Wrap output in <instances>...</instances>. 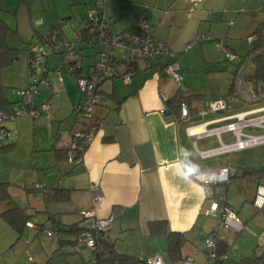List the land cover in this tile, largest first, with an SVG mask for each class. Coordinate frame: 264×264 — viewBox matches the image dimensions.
<instances>
[{
	"label": "crops",
	"instance_id": "crops-1",
	"mask_svg": "<svg viewBox=\"0 0 264 264\" xmlns=\"http://www.w3.org/2000/svg\"><path fill=\"white\" fill-rule=\"evenodd\" d=\"M37 1L0 0V18L10 28L16 30V34L27 44L24 46L22 62L17 66L19 69L14 70L16 74L9 78L13 82L7 83L11 86L17 85L18 90L26 88L30 83H26L29 71H27L29 68L27 51L33 37H41L42 34L38 32L31 20V18L34 20L40 18L37 8H33L34 2ZM251 1L253 0H106L102 6L110 20V28L113 32L134 28L138 17L143 15L151 26V33L165 41L175 54L174 58L168 61L176 63L177 53L199 35L198 30L200 31L205 23H210L207 33L211 34L213 22L220 21L225 25L228 22L229 26L232 21L227 18L236 12L237 15L248 12L255 15L256 9L246 7V4L249 2L251 4ZM75 3L86 7L82 13H78L79 16H75L72 11V5ZM95 3L96 0H68V6L73 15L67 19L59 18L60 21L55 25L51 23L47 31L49 34L46 33L45 37L61 35L72 38L73 26L83 19L86 15L85 11ZM261 3H264V0ZM213 13L220 14L218 21L210 16ZM66 20L68 22L62 24ZM43 22L44 20L41 19L40 24ZM262 22L264 21L259 24ZM227 30L230 31V28L227 27ZM228 46L232 52L229 40ZM218 47L223 51L220 46ZM77 50L81 68L76 74L66 71L71 59L65 55L50 53L45 58L46 75L50 71V64L54 69L60 64L54 58L60 57L63 61L65 60L62 63L63 66L67 64L66 68L59 69L61 79L55 76L59 82L62 81V84L56 90H52V85L48 81L41 86L39 96L33 99L35 105L49 101L50 110L36 117L18 116L31 117L33 130L39 131L38 140L42 139L40 143L35 142L36 147L33 150L40 153L35 159L36 166L41 170V174L36 172V183H33L29 189L10 188L8 185L12 201L23 208L29 216L25 227L32 231H39L44 228L43 224H46V221L51 222L52 225L55 221L63 225L78 223L80 227H89L93 218H84L80 212L91 208L92 189L98 188L102 198L94 207L95 217L105 218L113 214L114 220L104 234V238L113 243L118 252L139 260L161 255L164 264H167L164 260V252L169 260L170 258L165 235L150 230L151 222L163 220L166 229L185 234L187 241L181 248L182 258L194 257L196 264L207 263L203 262V260L206 261L204 240L215 230H217V249L218 245H223L226 247L225 254H227L237 234L218 228L216 219L207 214V209L211 201L223 193L226 203L232 206L237 214L239 210L237 211L234 206H239L241 213L245 211L244 220L255 212L256 208L252 205V199L257 184L264 180V175L260 176L257 173L264 168V165H261L264 163L260 156L253 157L244 153L252 148L250 147L228 154L202 158L198 153V150H202L197 146L198 140L213 137L214 146L218 145V140L215 136L196 137L188 134L186 127L196 125L200 119L193 117L189 122H175L173 119L178 115V109L164 103L160 94L165 93L172 98L181 92L193 112L205 106L201 102L195 103L196 101L191 100L192 95H188L181 88V74L180 83L177 84L164 74L159 66L139 61L132 66L134 74L129 81L125 82L119 76H114L102 83L100 93L103 98L93 110V121L97 125L96 135L85 149L81 161L74 166L68 165L65 149L70 143L71 131L81 128L83 123L73 112L74 106L80 99L76 77L88 71L96 57L98 47L77 44ZM177 66L179 71V65ZM127 69L128 66L125 63L117 65L119 74H123ZM64 82L69 85V94L63 91ZM56 97L57 100L50 103V100ZM6 99L13 106L14 103L7 97ZM249 104L252 103L247 102L233 110H239L241 107L250 109L259 103L257 105L253 103L249 107L244 106ZM164 106L166 112L161 114L159 110ZM223 114L225 113L207 114L205 119H212ZM5 127L8 132L6 140L10 138V145L13 146L14 143H18L19 134L17 133L16 137V133L10 131L9 125L5 124ZM17 128L19 129L18 123L15 125L16 130ZM230 136L233 141V135L230 134ZM219 156H226V159L214 160ZM15 164L22 166L23 161L20 163L15 161ZM222 167L229 168L228 181L209 189L190 176V172L193 171ZM5 174L7 171L0 164V180ZM37 184L41 187H37ZM228 187H234L232 189L236 194L227 192ZM44 190L48 191V195L60 194V198L48 201L45 199L47 194ZM247 201L254 209L245 203ZM218 203H221L220 200ZM7 207V204H0V213ZM77 214L81 215L82 219H79ZM37 218H40V222L34 221ZM27 223H32L34 226H29ZM242 223L244 225L242 231L253 232V224L247 221ZM44 230L46 234V228ZM262 236L264 235L261 233L259 238ZM29 240V237H24L23 243L28 245ZM80 247L86 248L84 245L71 244L73 252ZM56 249L58 247L50 246L42 253L32 256L29 248L26 247L24 254L31 264H45L52 255H49L50 252L53 253ZM89 251L93 255V252Z\"/></svg>",
	"mask_w": 264,
	"mask_h": 264
},
{
	"label": "built area",
	"instance_id": "built-area-1",
	"mask_svg": "<svg viewBox=\"0 0 264 264\" xmlns=\"http://www.w3.org/2000/svg\"><path fill=\"white\" fill-rule=\"evenodd\" d=\"M105 2L106 0H96V3L88 8L85 17L73 26L72 38L54 35L29 45L27 55L32 81L26 88L17 90L22 101L19 109L12 106L7 112H0V140L8 136L5 127L6 120H13L22 115L36 117L50 110L48 101L37 105L33 102L34 97L39 96L41 86L48 83L45 58L50 53L65 55L71 59L66 71L70 74H76L81 68L77 44L92 48L98 47V51L88 71L84 74H78L76 77L80 99L74 106L73 112L83 123L81 128L71 131V140L66 149V160L71 165L81 161L85 149L96 135L97 125L93 121V110L102 101L100 86L104 81L119 76L127 82L134 74L132 66L139 61H145L148 65L159 66L164 74L172 78L177 84L180 83L181 75L177 64L168 61L173 59L175 54L165 41L151 33V26L145 17L140 15L136 26L132 29L113 32L110 28V20L102 6ZM67 22L66 20L62 24ZM254 39L253 36H247L248 43H253ZM225 41L226 39L219 41V46L223 49L226 60H234L235 55L227 49L228 44ZM117 51L119 54H116ZM119 63H125L128 66L127 71L123 74L117 72ZM36 72H42L39 78H37ZM54 74L59 80L61 79V70H56ZM160 98L164 103L169 100L165 93H161ZM159 112L165 114L166 107L160 108ZM218 113L225 114L217 115L212 119H205L207 114ZM193 117L199 118L200 121L196 125L186 127L188 134H191L192 129L199 128V132L193 136H215L218 140L217 146L198 150L202 158L228 154L264 144V133L256 134L244 131L247 127L264 129V101L260 102L259 106L250 109L241 107L234 111L231 100L227 96H222L208 100L204 108L193 112L190 105L183 100L179 104L178 115L173 120L177 123L189 122ZM223 133L232 134L233 141L223 142L221 139ZM190 176L209 189L214 185L228 181L229 168L193 171L190 172ZM36 186L41 187L40 184ZM91 194V208L81 211V214L84 218L91 217L93 220L89 227L76 236V244L84 245L89 250L95 251L97 241L103 238V235L110 228L114 216L110 214L105 218L95 217L94 207L101 200L102 194L98 188H93ZM219 200L221 203H218ZM252 205L258 210H264V180L256 186ZM207 214L216 219L218 228L231 231L234 234L242 232L244 228L238 214L232 206L226 203L223 193L211 201ZM27 225L34 226L32 223H27ZM56 233L54 230H46L47 235ZM217 243V230H215L204 240L207 264H226L227 254L218 252ZM143 264H164V261L161 255H154L145 259ZM182 264H196V262L191 257H185Z\"/></svg>",
	"mask_w": 264,
	"mask_h": 264
},
{
	"label": "rangeland",
	"instance_id": "rangeland-1",
	"mask_svg": "<svg viewBox=\"0 0 264 264\" xmlns=\"http://www.w3.org/2000/svg\"><path fill=\"white\" fill-rule=\"evenodd\" d=\"M261 1L262 0H253L251 4L250 2L246 4V7H251L248 9H256V16L249 12L237 15L236 12L231 17L227 18L229 21H232L229 26L228 22L225 25V23L218 21L220 16L219 13L211 14L210 16L218 21L212 23L211 34L207 33V28L210 26V23H205L201 27V30H198L199 35L194 37L186 47L183 48L184 50L182 49L177 53L176 63L179 65V72L182 75L181 88L188 95H192L191 100L196 101L195 103L201 102L203 106H205L210 99L227 96L232 101V107L238 109L242 104H246L247 102L257 105V103L260 104V102L264 101V82H259L256 85L246 80V76L254 67L253 57L257 54L256 48H253L256 38L251 35V31H253L259 22L264 21L262 20L264 19V3H261ZM259 6L260 8L258 9ZM35 7L37 8V14L40 15V18L35 20L31 18V20L38 32L42 34L41 37L34 36L31 40L32 42L45 38V36L49 34L47 31L51 23L55 25L60 21L59 18L67 19L73 15L70 12L68 0H38L33 4V8ZM85 8L86 7L82 4L76 5L75 3V5H72V11H74L75 16H79L78 13H82ZM10 16L13 17L11 14ZM41 19L44 20L43 24H40ZM14 21L16 25V20ZM227 27L228 29L230 28V31L227 30ZM250 35L255 38L253 43L247 42V36ZM224 37L227 38L232 45V52L235 55L234 60H226L225 54L218 47L219 41L225 40L223 39ZM227 39L225 42L228 44ZM25 42L26 41L22 40L18 34L9 33L7 43L10 47L18 50V58L13 64L5 67L1 74L2 84L4 86L7 85V87L5 86V95L14 103L13 107L15 109H19L22 105L21 97L17 94L18 86H11V84L7 83L13 82L9 78L16 74L14 70L19 69H17V66L22 62L23 53L25 52L24 46L27 45ZM228 47L227 45V49H229ZM116 54H119V51H117ZM54 59L60 63L58 68L54 69L53 65L50 64V71L46 75V80L52 85V90H56L57 87L62 84V81L59 82L57 80L54 72L61 69V67L66 68L67 65H62L65 60L63 61L60 57ZM224 67L225 69H223ZM28 70L29 68H27V71ZM29 72L30 70L27 74V84L32 81ZM36 74L37 78H39L42 72H36ZM231 83H233V90L230 91L229 86ZM63 84V91L68 92L69 85L66 82ZM69 93L70 92H68V94ZM55 100H57V97L52 101L50 100V103ZM243 101H246V103H243ZM252 104L244 106L249 107ZM259 104L257 106H259ZM14 120L15 121L6 120L5 124L9 125V129L12 133H16V137L17 133L19 134V141L11 146L10 138L8 141L6 138L0 140V164H2L7 171V174L3 176L0 182H8L6 186L10 185V188L21 187L29 189L33 186V183H36V172L41 174V170H39L35 163V159L40 153L33 150L34 147H36L35 142L40 143L42 139L38 140L40 132L33 130V119H31V117H16ZM17 123L19 124L18 130L15 129ZM244 131L256 134L264 133V129L253 127H247ZM222 139L225 142H230L231 136L229 133H223ZM214 145L215 142L213 137L203 138L197 142L198 148L202 150L208 146L211 147ZM244 153H248L253 157L259 155L262 163H264V144L256 147L254 146L244 151ZM219 159H226V156H219L214 160ZM15 161L18 163L23 161V165L20 166V164H15ZM66 163L71 165L68 162ZM232 188L228 187L227 192L235 195L236 192L233 191ZM245 203L253 208L249 201ZM234 208L237 211L239 210L238 217L240 220L242 222H250L254 225V228L253 232L244 230L236 235L234 242L228 249L226 264H238L241 259L244 260L245 264H264V236L259 238L261 233L264 235V210L253 208L255 212L247 216L246 220H244L243 216L245 211L241 213L239 206H234ZM82 217L79 219H82ZM37 219L34 221L40 222V218ZM43 226L46 230H54V225L49 221H46V224H43ZM44 228L39 231H32L24 227L21 234L18 235L9 227L5 220L0 217V264H31L24 254V249L26 247L29 248L30 254L35 256L37 253H42L48 249L50 246L59 248L58 251L60 254L54 259L56 264H93V255L87 248L82 247V249L80 247L79 250L73 252L71 244L65 242L61 245L58 244L59 239H64L63 235L58 233L47 236L44 233ZM24 237H29L30 240L28 242L31 244L28 243L27 245L23 243ZM51 254L52 252H50L49 255ZM164 260L167 264H182V260L171 262L167 258L165 252ZM203 262L206 261L203 260Z\"/></svg>",
	"mask_w": 264,
	"mask_h": 264
},
{
	"label": "trees",
	"instance_id": "trees-1",
	"mask_svg": "<svg viewBox=\"0 0 264 264\" xmlns=\"http://www.w3.org/2000/svg\"><path fill=\"white\" fill-rule=\"evenodd\" d=\"M24 1V0H19ZM35 0H27V2H33ZM9 33H16L12 30L1 18H0V112H7L12 108L10 103L5 96V86L1 82L2 70L13 64L17 60L18 50L10 47L7 43V37ZM255 36L256 42L254 43V49L257 50V54L253 57L254 67L251 72L246 76V80L258 84L264 82V22L260 23L251 33ZM250 35V36H251ZM50 37V36H48ZM229 90H233V83L230 84ZM186 97L180 93L175 94L172 98H169L167 104L169 107L178 109L181 101H185ZM187 102V101H186ZM66 157V149H65ZM74 166V165H72ZM259 175H264V168L257 171ZM229 178V177H228ZM45 194L48 193L44 190ZM60 198V194L53 193L46 195V200L50 201L53 199ZM0 204H7L8 207L0 213V217L12 228L18 235L21 234L29 216L25 213L23 208H20L16 203L12 201L8 192V186L6 183H0ZM165 221H154L150 223V230L154 233H164L167 242V252L172 262L183 260L181 255V248L186 243V236L182 232H175L168 230L164 227ZM54 231L60 233L63 236L68 237L67 239H59L58 244L62 243L76 244V236L79 235L86 228L80 227L78 223H72L69 225H63L60 222L54 221ZM239 234V233H238ZM97 241L96 250L93 252L94 264H143L144 260H139L131 255L118 252L113 243H110L104 238ZM59 248L56 249L52 255L47 259L45 264H56L54 259L60 254ZM226 247L218 245V252L225 253ZM247 259V258H245ZM238 264H245L244 260L241 259Z\"/></svg>",
	"mask_w": 264,
	"mask_h": 264
},
{
	"label": "bare ground",
	"instance_id": "bare-ground-1",
	"mask_svg": "<svg viewBox=\"0 0 264 264\" xmlns=\"http://www.w3.org/2000/svg\"><path fill=\"white\" fill-rule=\"evenodd\" d=\"M199 132V128H194V129H192L191 130V134L193 135V134H196V133H198Z\"/></svg>",
	"mask_w": 264,
	"mask_h": 264
}]
</instances>
